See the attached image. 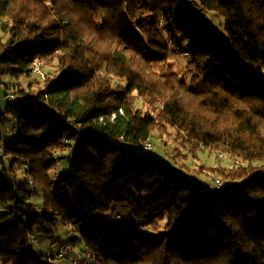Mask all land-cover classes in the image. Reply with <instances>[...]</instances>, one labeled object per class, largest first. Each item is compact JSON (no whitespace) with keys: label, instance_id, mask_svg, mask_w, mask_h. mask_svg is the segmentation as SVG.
Returning <instances> with one entry per match:
<instances>
[{"label":"trees","instance_id":"trees-1","mask_svg":"<svg viewBox=\"0 0 264 264\" xmlns=\"http://www.w3.org/2000/svg\"><path fill=\"white\" fill-rule=\"evenodd\" d=\"M0 27V264H51L29 235L59 220L96 264H264V0H0ZM157 130L228 184L149 154Z\"/></svg>","mask_w":264,"mask_h":264},{"label":"rangeland","instance_id":"rangeland-1","mask_svg":"<svg viewBox=\"0 0 264 264\" xmlns=\"http://www.w3.org/2000/svg\"><path fill=\"white\" fill-rule=\"evenodd\" d=\"M192 5L195 4L196 0H188ZM211 14V13H210ZM212 15V14H211ZM216 15V14H215ZM210 20L211 18L207 16ZM215 17V16H214ZM217 27L221 28L223 26V19L218 16L216 21L213 22ZM0 34H3V31L0 27ZM172 47H175L172 45ZM183 54L181 53V49L177 48L173 54L172 58L175 61H181L183 58ZM44 71L47 73L54 71L50 66H46ZM44 73V72H43ZM4 82L9 86V90L13 88H17L18 83L25 87L26 90H29V85L34 83L35 81H40L43 83V80H39L40 78L35 76V74H31L30 76H24L20 79H13L12 77L6 75L1 78ZM4 85V84H3ZM4 87L0 86V92H3ZM1 95V94H0ZM13 96L10 93L5 92L4 98H11ZM1 97V96H0ZM3 98V99H4ZM1 100V98H0ZM138 105L141 106V102H138ZM14 114L10 111L7 113L5 117L6 124V133L12 134V127L14 125ZM151 141V150L148 151L149 154L159 157L160 159H164L171 165L175 166L183 170L184 172L190 174L192 177L196 178L201 182L208 183L210 185H214V181L216 178H223L228 181L220 172V167H231L233 165L234 160L231 157L227 156L224 153H211L208 150H201L198 152L197 157L191 155L188 151V148L178 141L175 140V134L168 131H160L157 130L153 133L150 138ZM153 148V149H152ZM68 158H64V162L61 166H56L50 171V175L55 178L57 175L62 174L67 168ZM1 172V171H0ZM1 175V174H0ZM19 177L22 178L23 175L19 174ZM113 212L115 214H120L119 219L115 221V223L119 227H133L136 228L137 231L141 234L151 233L149 228H144V221L136 218L134 215V210L127 204L123 205H114ZM58 233L56 236H51L48 234L35 229V234L37 240L35 241V249L43 252L45 255H52L58 250L59 245L62 242L70 241L71 238L75 234L78 233V229H82L83 227L77 226V230L72 232L68 225L63 224L60 220L57 223ZM81 242L80 239L76 240ZM57 264H73L69 262L68 258L65 259H55Z\"/></svg>","mask_w":264,"mask_h":264},{"label":"built area","instance_id":"built-area-1","mask_svg":"<svg viewBox=\"0 0 264 264\" xmlns=\"http://www.w3.org/2000/svg\"><path fill=\"white\" fill-rule=\"evenodd\" d=\"M185 54H188V52H186ZM42 64L43 61L40 60L35 61L33 64V71L42 72V67H41ZM12 97L14 96H11V98ZM151 146L152 145L150 144V142L146 143L147 148H150ZM56 158H57V162L59 163L60 159L58 157V154L56 155ZM226 184H228V181L223 178H216L214 181V185L217 188H221ZM31 185H33L32 181H31ZM29 239L31 243H35V241L37 240L36 234L31 233L29 235ZM65 258H68L73 264H96L92 256V253L88 248H82L71 254V244L69 242L62 243L58 247V250L55 252V254L49 255L47 259L52 264L56 262L55 259H65Z\"/></svg>","mask_w":264,"mask_h":264},{"label":"crops","instance_id":"crops-1","mask_svg":"<svg viewBox=\"0 0 264 264\" xmlns=\"http://www.w3.org/2000/svg\"><path fill=\"white\" fill-rule=\"evenodd\" d=\"M77 248L81 247L82 244L80 242H76V245H75ZM69 262H71L70 260H68Z\"/></svg>","mask_w":264,"mask_h":264}]
</instances>
